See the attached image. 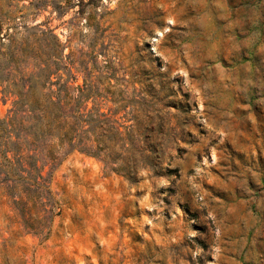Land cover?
<instances>
[{
	"label": "rangeland",
	"instance_id": "obj_1",
	"mask_svg": "<svg viewBox=\"0 0 264 264\" xmlns=\"http://www.w3.org/2000/svg\"><path fill=\"white\" fill-rule=\"evenodd\" d=\"M0 264H264V0H0Z\"/></svg>",
	"mask_w": 264,
	"mask_h": 264
},
{
	"label": "trees",
	"instance_id": "obj_2",
	"mask_svg": "<svg viewBox=\"0 0 264 264\" xmlns=\"http://www.w3.org/2000/svg\"><path fill=\"white\" fill-rule=\"evenodd\" d=\"M51 105H54V104H50V105H48V106H44V120L45 119H48L49 120V122H48V127H51L53 124H58L60 127H62L63 126V124H64V122L66 121V118H64V117H62V116H60V113H61V111L63 110V107H62V105L61 104H59V106L57 105L56 106V104H55V107H51ZM12 114H13V116L14 117H11V115H10V118H8V120H6V121H3L2 122V124H5V125H13L14 124V122H15V117H16V111H12ZM101 116H103V115H101ZM64 138H67L68 139V141H69V147H70V149H68L69 150V152H71V151H73V150H75L76 149V147H78V146H76V144H74L73 143V136L72 135H69V134H65V137ZM84 151H87V152H90V150H87V149H84V148H82ZM21 150L20 149H18V150H16L15 151V154H14V156H15V158H16V161L18 162V163H20V162H22V157L20 156L21 155ZM20 156V157H19ZM55 161H56V155L54 154V153H50V155L48 156V158H45L44 159V162H43V166H41V167H38V166H33V164H31V168H33L34 170H36L37 171V173H36V176H33V177H35V179H34V181L36 182L38 179H42V180H46L43 176H42V171L43 170H45V168L48 166V165H51L50 166V169H51V171H52V169L54 168V165H55ZM21 169H24L23 167L21 168ZM21 171H23V173H28V175L30 176V177H32V173L33 172H30L29 170L28 171H26V170H20L19 171V173L21 172ZM49 176H51V173H49ZM23 178V177H22ZM40 187H44V185L42 186V184L40 185V184H38Z\"/></svg>",
	"mask_w": 264,
	"mask_h": 264
}]
</instances>
